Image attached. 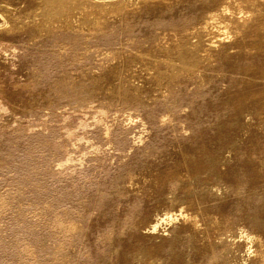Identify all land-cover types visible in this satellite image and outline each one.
<instances>
[{
  "label": "rangeland",
  "instance_id": "374dc122",
  "mask_svg": "<svg viewBox=\"0 0 264 264\" xmlns=\"http://www.w3.org/2000/svg\"><path fill=\"white\" fill-rule=\"evenodd\" d=\"M0 1L15 13L37 5ZM181 2L127 9L121 23L89 35L59 30L33 42L32 26L0 29V264H201L193 237L171 215L183 207L213 212L219 202L226 210L231 201L239 223L215 243L230 249L226 264L251 263L236 249L255 231L264 236V175L253 164L264 158V129L237 139L249 111L264 124V53L243 63L259 72L248 89L241 71L182 76L169 91L126 104L55 87L71 75L89 87L86 73L152 50L164 31L187 32L197 21L191 6L207 0ZM6 22L18 21L0 14V26ZM248 91L260 92L256 101L242 99ZM227 152L248 190L239 199L204 196L231 190L221 179Z\"/></svg>",
  "mask_w": 264,
  "mask_h": 264
},
{
  "label": "bare ground",
  "instance_id": "6f19581e",
  "mask_svg": "<svg viewBox=\"0 0 264 264\" xmlns=\"http://www.w3.org/2000/svg\"><path fill=\"white\" fill-rule=\"evenodd\" d=\"M182 3L181 0H37V5L30 10L15 13L13 7L0 1V14L8 20L18 21L12 25L6 22L0 29L12 31L32 26L36 32L33 42L59 30L89 35L105 26L121 23L129 11L127 9L143 8L157 12L171 4L180 7ZM191 9L197 15V21L187 32L164 31L160 44L152 50L139 49L127 60H116L104 71L86 73L89 87L83 88L75 75L60 77L55 87L66 93L79 94L83 90L90 102L126 104L144 92L151 95L165 93L182 76L192 79L202 78L207 73L234 74L241 71V83L248 89L250 79H256L259 72L254 66H243V63L264 53V0H207L200 10L192 6ZM259 94L248 91L242 99L256 101ZM237 99L242 101L241 97ZM263 129L264 124L249 111L237 140L241 143L244 138L249 139L252 133H260ZM252 150L249 149L251 153ZM178 155L182 162L189 161L188 156L180 152ZM236 160L232 152L223 157L225 169L221 179L230 181L231 190L220 195L211 189L204 191V196L219 200L230 196L239 199L248 190L245 173ZM253 164L264 175V158L255 155ZM181 171L183 175L190 172L187 166ZM140 183L135 182L133 189H138ZM220 203L213 212L183 207L171 215L170 221L193 237L195 253L201 264H226L230 249L217 247L215 239L218 235L230 234L233 226L239 223V218L231 211L233 201L226 210L219 209ZM251 248L252 256L247 254ZM236 250L241 256H249L250 264H264V236L261 233L255 231L252 239L241 240Z\"/></svg>",
  "mask_w": 264,
  "mask_h": 264
}]
</instances>
